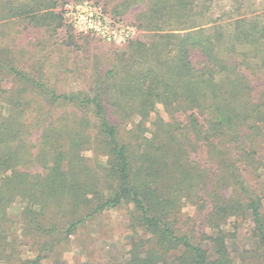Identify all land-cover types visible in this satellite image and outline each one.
<instances>
[{"label":"trees","instance_id":"obj_1","mask_svg":"<svg viewBox=\"0 0 264 264\" xmlns=\"http://www.w3.org/2000/svg\"><path fill=\"white\" fill-rule=\"evenodd\" d=\"M69 2L0 0V264H46L122 205L130 250L108 264H237L241 222L246 264H264V194L245 175L264 176V8L125 0L144 35L99 57L75 43ZM11 25L68 48L58 66L85 87L24 72Z\"/></svg>","mask_w":264,"mask_h":264},{"label":"rangeland","instance_id":"obj_2","mask_svg":"<svg viewBox=\"0 0 264 264\" xmlns=\"http://www.w3.org/2000/svg\"><path fill=\"white\" fill-rule=\"evenodd\" d=\"M69 1L82 3L84 0ZM94 1L104 6L109 25L130 26L134 28L136 31L135 39H139L144 35V32L139 28L137 16L144 10L142 4L126 5L125 0ZM203 1L208 2L210 0ZM234 1L238 0H213V4L208 2L207 7L215 8L214 11L216 12L214 15H218L220 6L232 5ZM244 2L247 5V10L260 11L264 8V0H244ZM16 28L17 26L14 25L8 26L6 28V33H8L7 36H9V39L12 40L11 45H13V50L17 52L14 56L19 63V67L24 70V72L35 74L39 71H43L47 73L52 81L58 84L57 90L59 91L79 90L85 87L86 84L78 83L73 78H76L74 74V68L76 67H70L71 74L69 76H64L62 74L64 69H62L61 66H58L60 57H69L67 55L69 51L68 48L62 46L58 53L54 52V50L36 47L37 41L41 38L40 36L31 33L29 37L33 40L37 38V40L29 43V40L26 39V37L17 34ZM61 34H64V32ZM74 36L76 39V41H74L79 47L83 48V50L87 51L89 54L99 57L109 56L112 53L111 51L115 50V48L123 47L103 40L97 36L82 34L78 31H75ZM6 41H8V39L6 40L0 37V44H3V42ZM53 42L54 41L52 40V43ZM7 45L12 47L8 43ZM19 48H24V50L19 52ZM79 57H86V55L84 56V54L81 53L71 54V61L69 62L70 66L73 65V63H76V60H78ZM46 58L48 59V62L45 61L47 60ZM8 87H10V85H8ZM111 119L116 122L118 121L116 116H112ZM129 125L130 124H126L124 126ZM122 132L124 136H128L132 132V128H123ZM245 175L252 186L264 194V176ZM131 210L132 209L129 205H122L89 220L79 228L75 237H73L67 244L59 247L58 251L50 256V259L46 261V264H108L110 260L116 257L122 259L126 256L128 250H130V238L132 234L128 227V219ZM13 213H17V210H14ZM250 228L249 223L241 222L238 228V233L236 234V240L231 243L234 255L237 258V264H246V261H248V259H246L247 256H245L244 253L252 249L251 241L248 240Z\"/></svg>","mask_w":264,"mask_h":264},{"label":"built area","instance_id":"obj_3","mask_svg":"<svg viewBox=\"0 0 264 264\" xmlns=\"http://www.w3.org/2000/svg\"><path fill=\"white\" fill-rule=\"evenodd\" d=\"M64 22L76 32L97 36L116 45L135 40L136 31L130 26L108 24L104 6L94 0L82 3L69 2L62 8Z\"/></svg>","mask_w":264,"mask_h":264}]
</instances>
